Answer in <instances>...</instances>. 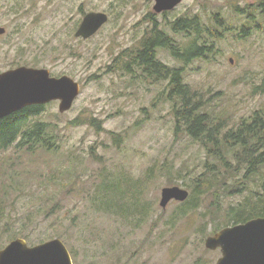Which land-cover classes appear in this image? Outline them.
I'll return each instance as SVG.
<instances>
[{
	"label": "rangeland",
	"instance_id": "rangeland-1",
	"mask_svg": "<svg viewBox=\"0 0 264 264\" xmlns=\"http://www.w3.org/2000/svg\"><path fill=\"white\" fill-rule=\"evenodd\" d=\"M259 2L184 0L157 14L154 0H0V72L46 69L80 86L70 110L60 113L51 102L28 122L48 125L51 149L29 152L18 141L0 149V249L17 238L29 247L57 238L73 264H212L216 254L205 240L234 226L233 210L254 208L250 196H264V165L231 174L207 157L176 123L168 78L148 75L139 53L154 25L176 49L192 44L194 34H175L169 24L197 17L206 56L185 64L160 48L156 59L182 69V84L204 107L199 114L223 120L222 132L235 128L264 114ZM90 12L105 13L107 23L87 40L75 38ZM217 167L207 192L194 193L197 205L160 208L163 188L185 189L191 203L197 181ZM110 186L125 191V216L104 200Z\"/></svg>",
	"mask_w": 264,
	"mask_h": 264
},
{
	"label": "trees",
	"instance_id": "trees-1",
	"mask_svg": "<svg viewBox=\"0 0 264 264\" xmlns=\"http://www.w3.org/2000/svg\"><path fill=\"white\" fill-rule=\"evenodd\" d=\"M258 8L264 14V0H260ZM172 31L175 34H194L196 40L192 44H187L181 50L176 49L170 43L168 37L156 28L153 31V37L145 40L142 49L139 53L140 58L138 61L146 68V72L151 77L168 78L170 90L168 92V99L173 102L174 116L176 123L185 126L186 134L194 141H196L201 148L205 151L207 157L217 158L215 161L224 163V170H229L232 174L237 167L244 166L247 172H251L256 166L264 165V114L260 112L254 113L250 120L240 121L235 128L226 127L224 132L220 128L225 127L223 120L211 118L207 114H199V111L204 107H199L201 101H196L197 94L192 92L190 87L182 84L181 70L170 69L162 66L156 59L157 49H167L173 59L182 63H189L193 59H200L206 56L204 52L205 47L197 45V40L205 38L204 31L200 25L197 17L191 19H179L170 23ZM152 35V32H151ZM164 79H161L162 81ZM264 86V77H263ZM42 107L31 106L24 110L15 113L9 117L0 120V149L8 148L15 142H20L18 145L23 146L27 151L32 152L35 149L43 148L44 150L51 149V138L49 136L48 125L43 123H36L32 126L28 124L29 120L39 114ZM78 124V123H73ZM176 127H179V125ZM229 158L235 162L236 167H230L227 164L231 162ZM252 165V166H251ZM212 178L210 180H198L192 190V202L190 203V196L184 203H181V210L190 209L189 206L197 205V195H202L207 192L212 180L218 179V167L216 170H210ZM223 184V183H222ZM224 185V184H223ZM232 187L229 186L228 190ZM112 186L105 190L107 203L112 204V208H117L120 211H114L117 215L121 214L124 210H128V200L124 192L115 194ZM248 200L250 206L246 210L238 209L234 211L231 217L233 225L241 224L251 218L264 215V210L257 209V203L264 205V196L259 194L250 196ZM105 202V203H106ZM106 207L105 210L109 211L112 208Z\"/></svg>",
	"mask_w": 264,
	"mask_h": 264
},
{
	"label": "water",
	"instance_id": "water-1",
	"mask_svg": "<svg viewBox=\"0 0 264 264\" xmlns=\"http://www.w3.org/2000/svg\"><path fill=\"white\" fill-rule=\"evenodd\" d=\"M184 0H154L157 14L175 9ZM108 21L101 12L83 16L75 38L87 40L94 36ZM5 32L0 28V35ZM230 62H232L230 60ZM80 93V86L73 79L63 76L50 77L46 69L18 67L0 72V120L31 106H44L58 102V111L71 109ZM189 198L185 189L167 187L161 190L159 206L166 209L173 201L184 203ZM206 249L220 248L222 258L217 264H264V218L224 228L205 240ZM0 264H73L71 255L60 239H52L29 247L24 239L17 238L0 250Z\"/></svg>",
	"mask_w": 264,
	"mask_h": 264
},
{
	"label": "flooded vegetation",
	"instance_id": "flooded-vegetation-1",
	"mask_svg": "<svg viewBox=\"0 0 264 264\" xmlns=\"http://www.w3.org/2000/svg\"><path fill=\"white\" fill-rule=\"evenodd\" d=\"M163 13H166V12H163ZM0 28H2V27H0ZM5 33H6V30H5ZM5 33H3L2 35H0V37L4 36ZM258 218H264V215L258 216L256 218H251V219L247 220L246 222L251 221V220H254V219H258ZM246 222H244V223H246ZM244 223H241V224H244ZM211 252H213V253L216 254V258L214 259V262L212 264H217V262L222 258L221 250H220V248H217L216 250H213ZM245 264H252V261H247Z\"/></svg>",
	"mask_w": 264,
	"mask_h": 264
},
{
	"label": "bare ground",
	"instance_id": "bare-ground-1",
	"mask_svg": "<svg viewBox=\"0 0 264 264\" xmlns=\"http://www.w3.org/2000/svg\"><path fill=\"white\" fill-rule=\"evenodd\" d=\"M252 166V165H251Z\"/></svg>",
	"mask_w": 264,
	"mask_h": 264
}]
</instances>
